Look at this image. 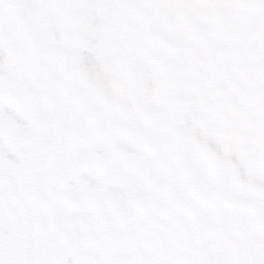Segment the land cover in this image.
<instances>
[{"label":"rangeland","instance_id":"1","mask_svg":"<svg viewBox=\"0 0 264 264\" xmlns=\"http://www.w3.org/2000/svg\"><path fill=\"white\" fill-rule=\"evenodd\" d=\"M186 140L264 187V0H0V264H261L225 176L146 204Z\"/></svg>","mask_w":264,"mask_h":264},{"label":"flooded vegetation","instance_id":"2","mask_svg":"<svg viewBox=\"0 0 264 264\" xmlns=\"http://www.w3.org/2000/svg\"><path fill=\"white\" fill-rule=\"evenodd\" d=\"M159 112L162 113V114L160 115ZM175 113H176V111H167L165 113H163L162 111H158L159 116H161L163 119H168V120L174 119V120L178 121L179 120V112H177L176 115H175ZM173 147L177 148L178 147L177 143H173ZM219 159L224 161V162H227V160H225L222 157H219ZM219 198H221V197H219ZM242 202L245 203V200L241 199V203ZM246 203L251 206V203H256V201H255V199H253L252 201H250V200L246 201ZM178 206H179L178 204H174V208H179ZM257 215H258L259 219H261V218L264 219V211L263 212H259L258 211ZM203 240L205 242L211 243L206 237H204ZM261 264H264V253L262 255V263Z\"/></svg>","mask_w":264,"mask_h":264},{"label":"water","instance_id":"3","mask_svg":"<svg viewBox=\"0 0 264 264\" xmlns=\"http://www.w3.org/2000/svg\"><path fill=\"white\" fill-rule=\"evenodd\" d=\"M237 178H239V176H237ZM176 182V179L175 180H173L170 184H168V186H167V188H169L170 186H171V184H173V183H175ZM245 188H254V189H257L258 191H261V192H263L264 193V188H261V187H259V186H245V185H243ZM165 192V190H163V191H161V192H158V193H156L155 194V196H158V195H160V194H162V193H164Z\"/></svg>","mask_w":264,"mask_h":264},{"label":"bare ground","instance_id":"4","mask_svg":"<svg viewBox=\"0 0 264 264\" xmlns=\"http://www.w3.org/2000/svg\"><path fill=\"white\" fill-rule=\"evenodd\" d=\"M101 99L104 100L105 102H107V100L105 99V97L101 96ZM124 110V109H123ZM127 114H129V112L127 110H124ZM200 170V169H199ZM138 214V213H137Z\"/></svg>","mask_w":264,"mask_h":264}]
</instances>
